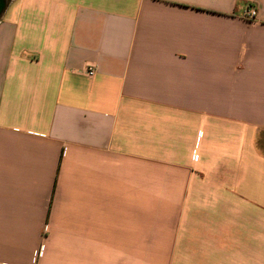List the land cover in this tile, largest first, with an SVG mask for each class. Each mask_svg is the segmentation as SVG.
<instances>
[{
  "label": "crops",
  "instance_id": "obj_1",
  "mask_svg": "<svg viewBox=\"0 0 264 264\" xmlns=\"http://www.w3.org/2000/svg\"><path fill=\"white\" fill-rule=\"evenodd\" d=\"M7 2L0 264H264V0Z\"/></svg>",
  "mask_w": 264,
  "mask_h": 264
},
{
  "label": "built area",
  "instance_id": "obj_2",
  "mask_svg": "<svg viewBox=\"0 0 264 264\" xmlns=\"http://www.w3.org/2000/svg\"><path fill=\"white\" fill-rule=\"evenodd\" d=\"M245 17L249 20H255L257 18V11L254 8H249L245 12ZM87 75L94 76L95 70L93 67H89L86 71Z\"/></svg>",
  "mask_w": 264,
  "mask_h": 264
},
{
  "label": "water",
  "instance_id": "obj_3",
  "mask_svg": "<svg viewBox=\"0 0 264 264\" xmlns=\"http://www.w3.org/2000/svg\"><path fill=\"white\" fill-rule=\"evenodd\" d=\"M7 4H8L7 0H0V17L5 12L7 8Z\"/></svg>",
  "mask_w": 264,
  "mask_h": 264
}]
</instances>
